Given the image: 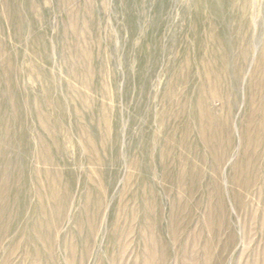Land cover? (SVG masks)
I'll return each mask as SVG.
<instances>
[{"label":"rangeland","instance_id":"374dc122","mask_svg":"<svg viewBox=\"0 0 264 264\" xmlns=\"http://www.w3.org/2000/svg\"><path fill=\"white\" fill-rule=\"evenodd\" d=\"M0 192V264H264V0H0Z\"/></svg>","mask_w":264,"mask_h":264},{"label":"bare ground","instance_id":"6f19581e","mask_svg":"<svg viewBox=\"0 0 264 264\" xmlns=\"http://www.w3.org/2000/svg\"><path fill=\"white\" fill-rule=\"evenodd\" d=\"M209 139H210V137H208V140H207V142L209 141ZM3 142V141H2ZM214 146H215V143L213 144ZM6 150V149H5ZM4 154V153H3ZM9 158V157H8ZM6 163V162H5ZM16 168V167H15ZM1 178H2V181H1V184H2V186H3V180H4V182H5V179H6V177L8 178V176H7V168H5L4 170H3V172H1ZM13 181H15V180H13ZM7 186H9V184L7 185ZM16 187V186H15ZM8 188V187H7ZM3 195H4V193L3 192H0V198H3ZM0 222L1 223H5L6 221L4 220V219H2V220H0Z\"/></svg>","mask_w":264,"mask_h":264}]
</instances>
